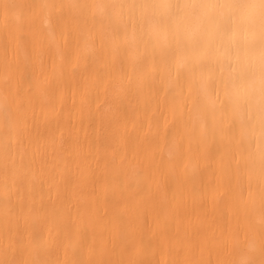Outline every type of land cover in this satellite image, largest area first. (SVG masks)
Wrapping results in <instances>:
<instances>
[{"label": "bare ground", "instance_id": "1", "mask_svg": "<svg viewBox=\"0 0 264 264\" xmlns=\"http://www.w3.org/2000/svg\"><path fill=\"white\" fill-rule=\"evenodd\" d=\"M0 264H264V0H0Z\"/></svg>", "mask_w": 264, "mask_h": 264}]
</instances>
